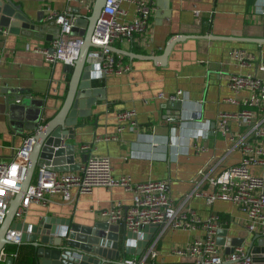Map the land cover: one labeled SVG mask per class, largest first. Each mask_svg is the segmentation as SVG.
Masks as SVG:
<instances>
[{"label":"crops","instance_id":"obj_1","mask_svg":"<svg viewBox=\"0 0 264 264\" xmlns=\"http://www.w3.org/2000/svg\"><path fill=\"white\" fill-rule=\"evenodd\" d=\"M15 1L35 20L46 16L50 9L70 14H77L79 9L89 14L92 10V6L88 8V3L81 0ZM146 1L151 4V17L143 40L118 41L114 46L129 52H135L136 47L143 51L139 54L159 56L169 39L180 35H187L186 38L175 44L166 60L159 62L119 54L132 68L124 73H105L103 79L92 81L94 87L105 90V100L93 106L89 117L79 118L74 137L66 143L76 146L80 165L90 154L107 156L117 176L128 175L135 182L169 179L175 201H183L195 189V177L201 167L221 160L222 165L227 166L241 157L237 149L228 151L229 138L218 129L217 117L220 112L239 111V101L248 94L245 90L234 91L228 77L233 73H256L257 62L264 64V17L261 14L264 0ZM165 5L170 17L160 18L157 13L166 11ZM121 7L122 20H133L137 16L135 1H125ZM197 11L199 16L195 14ZM86 28L76 27L74 34L84 41ZM213 35L223 39L211 38ZM50 46L52 42L46 39L13 34L7 28L0 30V160H11L15 150L34 132L28 126L50 121L65 102L72 69L60 61L48 62L44 54L36 50ZM238 47L248 49L257 60L250 66L237 64L231 52ZM179 89L184 92L185 101L173 107L180 110L183 120L171 124L163 117L168 103L157 96ZM17 93L29 96L28 105L23 99H15ZM124 109L136 112L139 128H127L118 134L117 113ZM196 112L199 117L192 118ZM195 144L206 150H197ZM85 145L90 148L84 150ZM210 188L204 183L200 190ZM71 195L70 200L56 194L46 204L31 203L20 221L35 226L45 218H53L92 226L107 221L102 215L104 210L119 202L127 207L132 201V193L119 186L96 187L88 193H79L73 188ZM187 206L203 220L213 212L225 215L221 228L227 229L226 237L246 239L244 247L247 248L253 234L247 230L246 214L236 205L224 200L208 205L205 197L193 195ZM126 233L124 224H120V257L103 264H126L125 259L140 258L142 247L138 242L132 246L134 253L124 251ZM204 233L203 227L166 232L158 244L157 256L149 258L145 264H192L187 257L174 254L172 248ZM12 245H9L12 253H17L15 248L19 246ZM222 248L226 252V248ZM108 249L116 251L112 247Z\"/></svg>","mask_w":264,"mask_h":264},{"label":"built area","instance_id":"obj_2","mask_svg":"<svg viewBox=\"0 0 264 264\" xmlns=\"http://www.w3.org/2000/svg\"><path fill=\"white\" fill-rule=\"evenodd\" d=\"M81 1L87 2L88 8H91L95 0ZM125 1L131 0H106L94 32V43L106 46L101 49V69L105 73H124L132 68L108 47L114 46L118 41H142L150 24L151 9L146 0H133L137 5V16L133 20H122L119 14ZM195 14L199 16L198 11ZM261 14L264 17V9ZM45 17L46 20L55 21L60 27V33L52 42L53 53L48 48L36 50L42 52L50 63L60 61L73 65L83 42L73 33L75 17L68 11L55 9H50ZM2 28L0 26V30ZM231 56L241 66H250L257 60L244 47L234 48ZM257 66L259 70L256 73H233L228 77V84L234 91L245 90L248 94L239 101V111L220 112L217 117L218 129L229 138L228 151L237 149L240 159L227 166H223L221 160L217 163L211 161L201 167L195 177V189L183 201H175L169 179L135 182L128 175L117 176L109 157L90 154L81 164L80 171L58 172L47 166L38 168L17 209L16 221L26 216L33 202L46 204L56 194L70 200L73 188H77L79 193H88L96 187L119 186L132 193L131 204L125 207L119 202L104 210L102 215L109 223L124 224L127 232L136 233L140 238L146 233L151 235L140 258L125 259L126 264H145L149 258H155L158 244L166 232L197 227H203L205 233L187 243L175 245L172 248L174 254L187 257L192 264H252V258L245 247H238L227 255L218 244V230L224 221L220 214L213 212L203 220L187 203L193 195L205 197L208 205H213L217 200L231 202L246 214L247 230L253 235L264 236V64L257 62ZM157 97L168 103L163 115L165 121L171 124L180 123L183 120L182 114L173 106L185 101L184 92L179 89L170 94L159 93ZM196 117H199L197 112L192 115V118ZM117 121L118 134L127 128H139L134 110L119 111ZM34 143V137L30 135L15 150L11 160H0V227L6 218L10 201L20 190ZM195 147L200 151L206 150V147L199 144H195ZM89 148L90 145L83 146L84 150ZM204 183L211 188L200 190ZM145 226L155 229L146 231ZM6 239L20 245L23 242L22 231L9 229ZM9 255L16 256L17 253L4 250L1 252L0 261H5Z\"/></svg>","mask_w":264,"mask_h":264},{"label":"water","instance_id":"obj_3","mask_svg":"<svg viewBox=\"0 0 264 264\" xmlns=\"http://www.w3.org/2000/svg\"><path fill=\"white\" fill-rule=\"evenodd\" d=\"M105 4L106 0H95L89 14L82 13L80 9L76 11L77 14H71L75 17L73 33L76 27L86 26L85 38L73 66L66 64L69 70L72 69V77L63 106L57 115L45 124L33 123L28 126L34 131L30 135L34 137L35 143L27 162L20 190L10 201L6 218L0 227V255L2 251H7L9 245L13 244L6 239L7 231L17 229L22 231V244H31L36 248L37 264H103L120 257L121 252L118 250L120 224L103 221L92 226H85L67 219L45 218L37 225L30 226L22 221H16L17 209L25 198L38 168L47 166L58 172H74L81 167L77 161L76 146L66 143V140L74 137L79 118L89 117L93 106L98 101L105 100V90L101 87H94L92 82L96 79H103L106 75L101 69L103 62L101 49L106 46L93 41L94 32ZM163 8L166 11L157 13V16L170 17L171 13L167 11L168 5ZM0 26L7 28L13 34L46 39L50 42H53L60 33V27L54 20H46L45 14L39 20L32 19L25 12L22 4L15 0H0ZM186 36H174L169 39L163 54L159 56L123 51L112 45L108 48L114 53L123 54L132 59L159 62L166 60L175 44L184 40ZM211 38L223 39V37L214 35ZM49 50L54 52L52 46ZM28 97L18 93L15 95L17 101L23 99L27 105L30 102ZM154 229L155 227L145 226L146 231ZM226 234L227 229L220 228L217 242L226 248L227 255L233 253L238 247L246 246L244 244L246 239L227 238ZM123 237L125 239L124 251L134 253L132 246L138 242V245L142 247L140 256L151 239V235L146 233L141 236L140 241V236L130 231ZM108 247L115 249V253L109 252ZM246 250L252 258V264H264V236L254 234ZM13 260V255H9L6 259L8 264ZM229 264H234V262H229Z\"/></svg>","mask_w":264,"mask_h":264},{"label":"trees","instance_id":"obj_4","mask_svg":"<svg viewBox=\"0 0 264 264\" xmlns=\"http://www.w3.org/2000/svg\"><path fill=\"white\" fill-rule=\"evenodd\" d=\"M134 51L135 52H138V53H143L142 50H140L139 48H134ZM117 56H120L119 54L115 53ZM123 58H127V57H123ZM223 216L222 218L226 217L225 215H221ZM14 247H17L15 248V252H17V256H14V260L12 263L10 264H37L36 263V248L31 245V244H27V243H24V244H20V245H12ZM7 251L12 253L13 251H11V248L9 246V248L7 247ZM0 264H8L7 261H0Z\"/></svg>","mask_w":264,"mask_h":264}]
</instances>
